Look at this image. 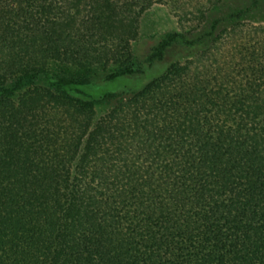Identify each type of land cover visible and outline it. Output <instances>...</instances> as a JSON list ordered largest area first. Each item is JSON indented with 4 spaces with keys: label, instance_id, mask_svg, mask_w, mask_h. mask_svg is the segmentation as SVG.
Wrapping results in <instances>:
<instances>
[{
    "label": "trees",
    "instance_id": "obj_1",
    "mask_svg": "<svg viewBox=\"0 0 264 264\" xmlns=\"http://www.w3.org/2000/svg\"><path fill=\"white\" fill-rule=\"evenodd\" d=\"M130 1L0 0V264H264L262 106L235 108L238 122L208 133L194 122L163 121L139 143L137 128L99 163L92 161L96 138L64 140L53 155L57 141L39 123L27 129V117L21 118L41 108L44 95L75 120L74 108L90 114L116 101L117 95L98 100L94 92L90 104L82 98L99 76L84 64L87 56L92 63L93 44L78 62L62 57L76 46L72 32L92 39L112 23H138L142 13L129 15ZM249 11L215 20L209 35L219 20L239 24ZM178 37L185 40L170 35L148 61L161 59ZM118 52L105 62L108 82L135 73L133 53ZM245 117L253 119L247 124Z\"/></svg>",
    "mask_w": 264,
    "mask_h": 264
},
{
    "label": "rangeland",
    "instance_id": "obj_2",
    "mask_svg": "<svg viewBox=\"0 0 264 264\" xmlns=\"http://www.w3.org/2000/svg\"><path fill=\"white\" fill-rule=\"evenodd\" d=\"M216 1L131 0L128 14L135 10L142 13L137 16L136 24L128 21L119 27L112 23L109 32L100 29L97 39H89L93 36L91 33L75 34L72 28L76 46H71L63 60L78 62L83 58L78 56L83 49H88L90 44L95 47L93 50L91 47L89 52L92 63L87 56L84 64H91L99 76L84 87L83 100L89 104L94 100L90 92L96 93L98 100L106 94L117 95L118 98L96 105L90 114L82 115L73 107L71 112L79 114L75 120L66 113L64 106H58L55 100L44 95L39 99L41 108L35 107L31 110L33 114L28 116L21 115V118L27 117V129L39 128L49 136L50 142L57 141L52 148L53 155L61 152L64 140L73 144L80 138L92 143L96 138L100 145L97 144L92 161L99 163L110 156L118 144L126 143L130 133L132 135L137 128L141 129L137 138L139 143H145L151 133L155 135V125H152L161 127L159 122H194L208 133L218 124L238 122L240 116L231 112L235 108H264V2L255 5L253 0H224L221 7L214 9L212 5ZM241 9L250 11L239 24L230 25L233 22L219 20L213 35H209L215 20ZM85 14L87 10H82L81 16ZM80 19L78 17L77 20ZM78 28L84 29L81 25ZM172 34L184 36L185 40L176 38L161 59L150 63L148 59L155 49ZM127 49L135 58V73L115 82L106 81L105 62L112 63V53L117 50L121 52L118 56L123 57ZM71 51H75L77 57ZM172 66L176 70L169 76ZM26 90L29 92L31 88ZM38 91L42 94L41 86ZM135 94H138V99L133 100ZM65 102V106L72 104ZM252 119L245 117L247 124ZM36 123H39L38 128ZM149 124L152 128L147 134L143 129ZM141 148L130 146L132 152ZM82 152L79 149V153ZM85 152L86 149L83 155ZM70 168L77 170L80 166L71 165Z\"/></svg>",
    "mask_w": 264,
    "mask_h": 264
}]
</instances>
